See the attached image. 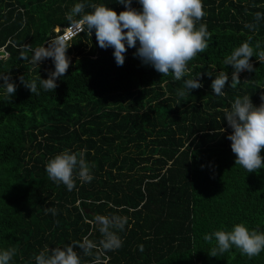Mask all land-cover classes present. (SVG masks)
I'll use <instances>...</instances> for the list:
<instances>
[{"label": "trees", "instance_id": "1", "mask_svg": "<svg viewBox=\"0 0 264 264\" xmlns=\"http://www.w3.org/2000/svg\"><path fill=\"white\" fill-rule=\"evenodd\" d=\"M78 2L124 10L117 0H0V75L10 74L17 85L11 98L0 88V250L16 249L11 264H35L46 245L87 240L97 246L89 256L76 249L82 264H264V251L249 259L235 247L213 257L215 240H204L239 223L264 232V168L248 173L235 165L224 118L237 96L262 103L264 62L252 57L256 70L241 72V83L226 85L224 96L211 89L220 71L230 84L233 69L224 60L235 47L251 38L264 50V19L256 31L244 27L264 13V0H202L209 47L180 81L143 65L135 48L117 66L114 50L101 49L93 30L65 44L68 72L54 92H44L37 78H47L53 61L38 68L29 62L31 52L21 58L23 46L47 47ZM132 7L141 5L133 0ZM20 76L37 80L40 94ZM195 77L203 86L180 100L184 79ZM66 149L86 150L94 165V179L77 178L72 191L45 170ZM46 207L57 214H46ZM96 216L126 219L117 230L122 247L103 249Z\"/></svg>", "mask_w": 264, "mask_h": 264}, {"label": "clouds", "instance_id": "2", "mask_svg": "<svg viewBox=\"0 0 264 264\" xmlns=\"http://www.w3.org/2000/svg\"><path fill=\"white\" fill-rule=\"evenodd\" d=\"M117 2L124 5V10L119 14L104 4L85 2L75 3L68 13L70 22L80 29L79 33L86 31L91 36L95 30L98 46L114 50L117 66H123L127 50L135 48L133 55L143 65L152 66L162 76L171 73L175 80L180 81L189 74V62L209 47L211 33L206 23H201L206 16L202 0H138L141 5L139 10L132 7L133 0ZM86 7H90L92 11L86 12ZM262 19L264 13L258 11L253 15V21L245 23L244 27L256 31ZM68 48L57 38L48 42L47 47L33 49L30 44L23 46L21 58L29 59L27 53L31 52L29 62L32 65L39 68L45 59L51 58L53 61L54 70L48 71L47 78H37L39 89L54 92L58 87L57 80L66 75L70 66V59L66 55ZM260 49V43L253 45L251 38L235 47L224 60V64L233 69L231 82L229 84L228 73L220 71L211 83L214 95L224 96L226 85L235 88L240 84L241 72L255 71L251 58L256 57L258 61L264 62V50ZM0 79L3 80L0 88H4L11 98L17 91L16 83L12 81L10 74L0 75ZM19 80L32 94H40L37 80L26 81L24 76H20ZM202 86L197 77L184 79L183 87L177 90V96L183 100L192 90ZM261 100L262 103L255 106L250 96H237L224 116L232 130L227 139L231 141V150L236 157L235 165L242 166L248 173L264 168V157L261 156L264 149V95ZM224 131L226 129L221 128V132ZM85 151L72 152L66 149L48 160L45 170L49 179L57 184L62 183L68 191L76 187L77 178L82 182H91L94 179L91 173L94 165H90L85 159ZM45 212L57 214L53 207H46ZM95 221L100 225L102 239L99 243L103 249L116 250L122 247L123 241L117 230H123L126 219L96 216ZM213 239V257L223 255L233 247L249 259L264 251V232L250 230L243 223L235 224L230 231L217 230L204 236V240L210 243ZM96 246L95 242L87 240L64 247L50 248L46 245L35 255V264H82L81 255L76 249L79 248L85 256H89ZM15 255V248L0 250V264H11Z\"/></svg>", "mask_w": 264, "mask_h": 264}, {"label": "built area", "instance_id": "3", "mask_svg": "<svg viewBox=\"0 0 264 264\" xmlns=\"http://www.w3.org/2000/svg\"><path fill=\"white\" fill-rule=\"evenodd\" d=\"M80 29L73 24L72 22H70L67 26L63 27V28H59L56 27L54 29V33L56 34L54 38L60 39L62 40L65 44L69 43L72 39H74L76 36H78L79 34H81L82 32H80ZM79 33V34H78ZM53 38V39H54ZM3 51V50H2ZM4 57L7 56L6 53H4L3 55ZM2 57V55L0 56V58Z\"/></svg>", "mask_w": 264, "mask_h": 264}]
</instances>
